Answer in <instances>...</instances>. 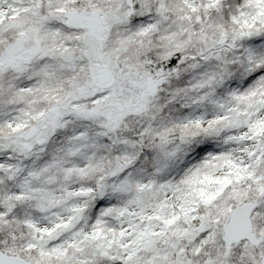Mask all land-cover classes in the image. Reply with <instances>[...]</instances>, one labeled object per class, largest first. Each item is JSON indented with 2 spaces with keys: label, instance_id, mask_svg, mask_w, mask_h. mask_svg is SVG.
I'll list each match as a JSON object with an SVG mask.
<instances>
[{
  "label": "snow or ice",
  "instance_id": "obj_1",
  "mask_svg": "<svg viewBox=\"0 0 264 264\" xmlns=\"http://www.w3.org/2000/svg\"><path fill=\"white\" fill-rule=\"evenodd\" d=\"M0 264H264V0H0Z\"/></svg>",
  "mask_w": 264,
  "mask_h": 264
}]
</instances>
